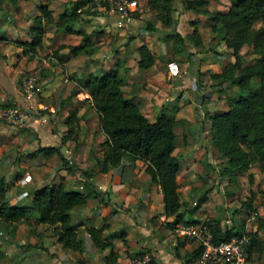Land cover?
Instances as JSON below:
<instances>
[{
    "label": "trees",
    "instance_id": "obj_1",
    "mask_svg": "<svg viewBox=\"0 0 264 264\" xmlns=\"http://www.w3.org/2000/svg\"><path fill=\"white\" fill-rule=\"evenodd\" d=\"M15 2L16 0H9ZM146 5L153 10V16L163 25L161 29L164 36L171 40L172 51L183 53V38L176 30L174 19L171 16L172 0H144ZM186 5L192 7L189 0ZM92 4L90 0H69L63 3L57 12L54 29L80 33L81 42L78 44L59 43L52 49V55L61 59L59 47L66 45L70 54L82 51L89 54L95 45L89 39L88 33L83 28L72 25L84 13H90ZM38 13L32 16L29 31L30 39L8 38L6 40L19 45L27 56L35 53V47L41 45L43 22L52 20L50 8L46 2L37 4ZM206 11L207 8H194ZM137 9L132 11L136 15ZM212 21L210 28L213 35L219 34L229 51L233 54L232 62L223 65L218 71L210 72L216 77L218 83L234 82L238 89L225 97L226 106L208 114L209 138L223 156V161L217 171L224 173L228 180L235 179L238 173L245 171L253 162L259 171L264 172V0H229L226 7L211 11ZM145 28L157 30L159 27L152 21L144 22ZM5 39L0 33V39ZM249 46L252 56L243 60L239 47ZM135 62L139 67H147L153 60V52L149 45L141 40L133 47ZM73 85L64 96L59 99V106L70 102V95L78 91L86 92L85 99L94 110L102 138L99 140L100 156H92L93 161L99 163L98 169L105 171L109 167H116L124 160L133 166L135 159H140L143 170L149 179L158 184L161 193L162 212L169 214L165 220L167 226L172 227L179 220L190 222L203 221L207 223L212 240L224 239L232 234H245L247 236L246 257L259 253L264 248V241L257 233L256 228L245 229L243 223L239 227L233 225L222 227L217 217L202 219H185L182 217L181 201L177 192L175 172L179 164L178 154L172 152L174 146V118L171 113L158 108L152 118H148L139 108L138 102L124 95L121 85L124 82L120 72V62L115 59L107 67L98 65L83 71L80 75L72 76ZM65 128L60 133V140L66 138L76 140L79 132V114L75 105H68L63 115ZM29 154L40 153L48 155L56 153L60 165L66 170L74 169L69 160L63 156L58 144L37 143L28 150ZM208 164V163H207ZM209 166L212 163L209 162ZM82 175L89 177L91 170L82 168ZM84 188L65 187L61 180L45 181L37 185L24 186L26 193L21 199L10 201L6 193L7 185L4 184L0 174V222L9 234H12L14 224L24 221L28 229H33L34 222L50 225L54 239L63 247L77 249L82 243V237L77 231L80 222L73 220L70 208L83 203L86 197L94 190L91 180L85 181ZM23 184V183H22ZM19 189V190H21ZM18 190V191H19ZM206 191V190H205ZM205 191L197 196L193 206H197L204 198ZM251 192L241 200L247 210H254L251 205ZM263 214L258 218L257 227L264 225ZM105 223H83L82 228L90 242L99 248L107 247L103 254L102 264H112L116 251L112 247L111 237L121 235L115 230L103 232ZM194 247L190 253L197 252ZM140 252L137 250L133 253ZM184 258V261H187Z\"/></svg>",
    "mask_w": 264,
    "mask_h": 264
},
{
    "label": "crops",
    "instance_id": "obj_2",
    "mask_svg": "<svg viewBox=\"0 0 264 264\" xmlns=\"http://www.w3.org/2000/svg\"><path fill=\"white\" fill-rule=\"evenodd\" d=\"M208 1L209 0H189V3L192 5V7H189L186 5L185 0L184 7L193 9L205 7L208 9ZM7 2L13 8L14 22L7 24V19L4 18L5 16L8 17L7 12H4V15H0V33L5 36V39H0V88L4 82H9L8 78L12 79L10 69L17 72L25 67L32 71L30 73L34 74V72H36L42 78L45 82L44 89L46 91H51L53 95L50 99L51 102L48 103V109L50 111L54 109L58 111L60 107L58 105L60 99V83L68 81L69 79L73 81V78L70 76L68 77L69 79H67V76H64L63 82L61 80L57 81L59 75L55 73L53 67L58 63H67L71 59L76 58L77 55H88L90 57L93 55L92 53L96 46L89 54L82 51L70 54L67 46L62 45L58 49L61 53V59H57L52 55L56 60L54 61L51 59L50 64H47L45 61L35 62V53L27 56L19 45L6 39L18 37L23 39L31 38L32 34L29 31V24L32 23V16L39 12L37 4L43 1L35 2L33 7L29 4L30 0H16L15 2L7 0ZM26 10H28V12H25ZM57 12L58 10L54 11L50 8L52 20L42 23L43 32L47 24H51L53 30H55L54 22L58 18ZM197 12L202 11L198 10ZM171 16L172 18L174 17L173 14H171ZM134 17L135 15L133 18ZM84 19L87 18L82 16L80 19L75 20L72 25L76 28H83L88 33L89 39L93 42L92 44L95 45L92 38L93 30L92 28L87 29L84 27ZM23 25H25V28ZM155 25L158 26L159 24L156 23ZM158 27L159 28L155 31H162L160 26ZM195 27L196 29L193 31L195 37L193 38L189 37L185 32L182 33L177 26L176 30L180 31L183 38L187 36V39H192L193 44L200 48L199 36H196L200 25L194 23V28ZM55 31H59L61 37L59 38L58 44H78L81 42L80 33L69 32L62 29H57ZM150 31L151 32L145 33L144 37H146V43H149V38L153 37L152 31L154 32V30ZM43 38L44 34L41 35V42ZM165 38L162 40L163 43L165 42ZM223 45L225 49L226 46L224 43ZM167 48L169 47L166 43H164V45L159 43L155 48L156 52L152 50L154 57L153 62L147 67H139L136 65V53L134 49L131 53L123 52L115 55L113 59H118L120 62V72L124 77V82L121 85L123 94L137 101L140 110L148 118H152L158 108H162L166 112L172 114L175 120L173 124L175 138L172 152L179 156V164L175 172V179L177 181L178 197L181 201L180 207L182 209V217L185 219L199 220L210 217L209 215H211L212 211L215 209L213 207L207 210L208 200L214 195V192H211L209 188L206 190L205 198L197 206H193L196 199H191L192 191L195 187L194 184L196 183L195 180L190 181L191 174H201V165L197 166L194 164V161L205 149V140L201 134L205 132L206 137L210 140L208 114L217 109H223L226 106L225 97L238 89V85L231 81L218 83L216 77L210 76V72L218 71L223 65L232 62L234 56L231 52L225 53L220 50V48H214V46L213 50H209L212 53L206 52L204 55L200 53L202 49L197 50L198 48H196L195 50V48L187 47L186 50L184 49L183 53L188 58H184V54L171 53L172 51L170 50L169 53L172 55L170 58L166 59L165 56H168L166 52ZM37 49L38 46L35 47V52ZM129 53L131 56H128ZM91 60L95 61L94 59ZM91 60L86 63L88 69L97 66V64L92 63L93 61L91 62ZM113 61L111 63H113ZM169 61H174L175 63L176 72L173 76L168 73L169 70H166ZM110 64L104 65L103 67H107ZM91 65L92 67H90ZM81 73L79 66L76 74L73 76L80 75ZM188 83H190L189 87L187 86ZM230 86L233 87H231V91L229 92ZM7 87L9 90L11 89L10 92L7 94L6 91H4V93H6L4 94L0 91V98L4 95L7 99H11L10 96L12 95V99H22L19 91L12 90L10 84H8ZM43 93L46 94L47 92ZM72 95L69 97L70 102L64 103L63 107H61L63 111L59 113L60 119L58 118V124L60 126L58 130L53 128L52 123L44 129L43 124L37 122L38 118L36 115L29 121L30 127H23L21 125L18 126L17 130H15L16 127L11 128L9 127L10 125H4L0 119V159L4 153L13 151L12 156L14 157V161L18 160L15 162L17 164L16 172L21 171V174H1L4 184L9 185L7 186L6 192L9 193L10 188L12 189V186L10 187L12 183L15 184L14 191L12 192L15 194V192L22 188V185H37L49 181V177L52 176L54 177V179H51L52 181L61 180L65 187L82 189L86 183L85 181L89 179L95 191L91 192L83 203L73 205L70 208L71 215L73 209L76 208V221L80 222L78 227H81L83 233H85V230L82 228L83 223L91 222L92 224H99L103 222L105 223L103 232L115 230L121 234L111 237L112 247L116 251V257L112 264H126L125 262L129 258V255L137 250H147L151 254L154 264H192V254L190 251L197 245L189 237L177 234L173 226L170 227L166 225L165 220L169 219L170 215H166L162 212L161 193L158 184L149 179V175L142 168L143 164L138 170H142V174H133L137 166L133 165V167H131L122 160L120 165L114 167V169H117L118 174H91L86 178L84 175L79 174L77 175L78 179L72 180L71 184H66V174H63L62 168H59L57 171L60 174H29L27 172V164L32 158L36 157L37 154L32 155L28 153V150L31 149V143H34L35 146L37 142L34 141L38 140L40 144H56L57 141L51 139L58 138L65 128L63 115L67 106L69 104L76 106L75 99ZM40 117L43 119L45 118L44 116ZM18 139H20V142H18ZM210 144L212 145L211 140ZM65 150H67V148H65ZM63 155H65V153H63ZM46 157L47 160L51 162V165H54L56 161L53 159V153L46 155ZM68 160H71L70 156H68ZM136 161L137 159H135L134 164H136ZM207 161L209 160L205 159V162ZM45 167L46 166H44L43 169H45ZM246 170L249 169L247 168ZM24 172L28 174V179H30L27 184H22L17 181L19 176ZM130 172L131 174H129ZM243 172L238 173L232 181H237V176L241 175ZM180 174L182 175L180 176ZM217 185H219V183ZM209 191L210 194L208 193ZM217 201L219 202V199H217ZM230 201L231 200H229V202ZM224 203H228L227 200ZM247 211L249 214L246 215L245 220H242L245 229H247L248 217L253 216L255 209ZM185 213H187V215ZM225 219H229V217ZM40 224L43 226L45 225L41 222L37 223V225ZM28 233L30 237H32L29 239L33 244V236L36 235L35 237L37 238L35 239L39 240L38 237H40V235L36 233V230L31 229ZM46 233L48 232H43L42 236H45L44 234ZM81 237L83 243L85 236L83 237L81 234ZM107 249V247H95V250L88 253V255L99 258L100 262L98 264H102L103 254ZM68 255H70V253H68ZM184 258L188 260L184 261ZM82 264L86 263L82 262ZM261 264H264V262Z\"/></svg>",
    "mask_w": 264,
    "mask_h": 264
},
{
    "label": "rangeland",
    "instance_id": "obj_3",
    "mask_svg": "<svg viewBox=\"0 0 264 264\" xmlns=\"http://www.w3.org/2000/svg\"><path fill=\"white\" fill-rule=\"evenodd\" d=\"M37 1L46 2L51 10L54 11L59 10L63 3H69V0H30V3H28L33 7L34 3ZM184 2L185 0H172L171 14L174 16L173 19L175 28L177 26L180 28L182 33L185 32L187 35H189V37L193 38L195 37V33H193V31L196 29V27L194 28V23L196 25L199 24L200 28L199 31H197L196 36H199L201 47L198 48V46L193 44L192 39H187V36L183 38L181 35L183 38V49L186 50L187 47L195 48V50L196 48H198L197 50L202 49L200 53L204 55L206 52H210L209 50H213L214 46V48H220V50L223 52L229 53V48L225 47L224 49L223 39L220 38L218 33L217 36L213 35V31L210 28V23L213 19L211 11L215 8L225 7L228 3V0H209L207 5L208 9L202 12H197L199 9L185 8ZM91 10L92 11L90 13L83 14L84 18H87L84 19L86 22L83 21V24L85 28H92L93 30L92 38L96 46L92 53L93 55L90 57L88 55H77L76 58L71 59L67 63L56 64V66L53 68L55 69V73L59 75L57 81L61 80L63 82L64 76H67V79H69L68 77L76 74L77 68L79 66L81 72L87 70L88 67L86 66V63L90 62L89 60L91 59L95 60H91V62L93 61L92 63L97 64L99 67H103L104 65L110 64L114 60L113 58L115 55L121 54L123 52H133L135 43L141 40L145 41V33L151 32L149 29L143 27L146 20H150L154 24H159L158 26H160L161 29L166 28L154 18L153 10L146 5L144 0H140L135 17L132 18L130 24L126 27L116 26L111 21V18L107 15V13L101 8H91ZM4 12H7L8 14V17H4L7 19V24L14 22L13 8L9 5L7 0H0V15H4ZM25 12H28V10ZM23 27L25 28V25H23ZM178 32L180 33V31ZM152 33L153 37H147L149 38V43L147 42V44L153 50V52H156L155 48L157 45H159V43L163 45L166 43V45L169 47L166 51L168 54V56H165L166 59L171 57V53L184 54L171 50L172 47L170 46V37L165 38L162 31H152ZM43 34V41L41 42V45L38 46L34 58L35 62L45 61L47 64H50L51 59L54 61L56 60L52 56V49L57 46L59 38L61 37L59 31L53 30L51 24L46 25L45 31L42 33V35ZM164 38L165 42L163 43L162 40ZM170 50L172 51L171 53H169ZM239 50L242 53L243 60H248L252 56V53L249 51V46L245 44H242L239 47ZM130 53L128 56H131ZM184 58L188 57L184 54ZM52 64L55 65L54 63ZM90 67H92V65ZM166 70H169V68L166 67ZM30 72L32 71L25 67L17 72L13 69H10V75L12 79L8 78L9 82H4V86L2 85L0 91L2 93L6 91L8 94L11 89L9 90L7 85L10 84L12 90L19 91L20 97L22 99H12V95H9L11 99H7V97L2 95L3 98H0V109L7 103L18 104L20 108L27 107L28 104H31L32 108L33 106L34 108L33 111L30 110V112L33 115H37V122L43 124L44 129H46L47 126L52 123L53 128L58 130L60 126L58 124V118L60 119L59 113H62L63 110L61 107H63V105L59 107L58 111L56 109L50 111L48 109V103L51 102L50 99L53 96L51 91H46L44 89L45 82L38 75V73L34 72L33 74ZM175 72H170V70L168 71L171 76H173ZM26 74H32L35 84L39 86L37 92L30 96H26L19 86L20 80ZM72 85L73 81L71 79L60 83L59 96H64ZM189 85L190 83L187 84L188 87ZM231 87L233 86L229 87V92L231 91ZM43 92L47 93L45 94ZM83 96L84 94L82 91H78L72 95V97L75 99V104L78 110L77 112L79 114L80 127L77 134V139L74 140L71 138H66L65 140L61 141L60 135L58 138L51 139L57 141L56 144H58L61 153H65L63 156H65L67 159L68 156L71 157L69 162L74 166V169L66 170L61 167L59 157L56 153H53V159L56 161L54 165H51V162L47 160L46 155L37 153L36 157L32 158V160L27 164V172L29 174H60L57 171L59 168H62L64 172L63 174H66V184H71V181H74L77 178V175L83 174L81 171L82 168H89L91 170V174H118L117 169H114V167H109L105 171L99 170V163L92 160V156H100L101 150L99 140L102 138V133L99 129L95 112L90 106L88 100ZM39 101L45 103L47 106L42 108L35 107L38 106L37 102ZM33 115H31L28 119L18 120L17 122L9 121L1 116L0 119L4 125H10L9 127L11 128L16 127L15 130H17L18 126L21 125L23 127H30L29 121H31L32 117H34ZM40 116H44L45 118L43 119ZM201 136H203L205 140V149L194 161V164L197 166L201 165V174H191L190 181H196L194 184L196 188H193L191 199L195 200L198 195L209 188L211 192H214V195L208 200L207 210H210L213 207L215 208L209 216L217 217L222 227L233 225L237 228L242 223V220H245L246 215L249 214L244 204L241 203V200L252 192L253 195L250 201L251 205L255 209V213H253L252 217H248L246 226L247 229L256 228L257 233L264 241V225L257 227L258 218H260V216L263 214L262 205L264 203V172L259 171L256 163L252 162L248 167L249 170H245L241 175L237 176V181L227 180L224 174H220L217 171V167L219 168L223 161V156L219 154L213 144H210V140L206 137L205 132L201 134ZM18 140V142H20V139ZM34 142L38 143V140ZM30 147L33 148L34 143H31ZM65 148H67V150H65ZM12 155L13 151H8L1 157L2 160L0 159V174H19L21 172H16L17 164L15 162L18 160L14 161V157ZM205 159L209 161L205 162ZM209 162L212 163V166H209ZM42 165L46 166L45 169H43L44 166ZM134 165L137 166V168L135 171H133V174H142V170L138 171L140 167H142V161L137 159L136 164ZM129 174H131V172ZM181 175L182 174H180V176ZM52 178L54 179L52 176L49 177L48 180L52 181ZM29 180L30 179L27 178L24 183L27 184ZM17 181L19 182L18 179ZM218 183L219 185H217ZM11 186L12 189L10 188V192H6L9 196V200L12 198L11 195L13 194L12 192L14 191L13 189L15 188V184L12 183L10 187ZM208 193L210 194V191ZM217 199H219V202ZM226 200L228 203L225 204L224 202ZM229 200L231 201L229 202ZM185 214L187 215V213ZM76 217L77 209L75 208L72 211V218L76 220ZM227 217H229V219L226 220L225 218ZM33 229L36 230V233L40 235V237H38L39 240L35 239L37 238L35 237L36 235L33 236L34 244L29 239L32 238L28 233L31 229H28L24 221L15 222L12 234H9L4 228L2 222H0V264H82V262L86 264H98L100 262L99 258H96L93 255H88V253L95 250V246L90 242L87 235L83 233L81 227H77V231L80 235L82 234V236L85 237L84 242L77 249L66 248L58 243L54 239L53 231L49 224L43 226L42 224L37 225V222H34ZM43 232L48 233L44 234L45 236H42ZM68 253H70V255H68ZM134 254L136 253L132 252L129 255V258L125 262L126 264H132L130 257H132ZM249 262L250 264H261L264 262V248L259 253L253 252L249 258Z\"/></svg>",
    "mask_w": 264,
    "mask_h": 264
},
{
    "label": "built area",
    "instance_id": "obj_4",
    "mask_svg": "<svg viewBox=\"0 0 264 264\" xmlns=\"http://www.w3.org/2000/svg\"><path fill=\"white\" fill-rule=\"evenodd\" d=\"M90 2L92 8L103 9L116 26L126 27L134 16L132 11L138 9L140 0H90ZM168 68L170 72L176 71L174 61H169ZM19 86L26 96L33 95L39 89L32 74H26L20 80ZM83 94L86 95L87 93L83 92ZM37 104L38 106H35L37 108L47 106L41 101ZM33 108L31 104L20 108L18 104L7 103L0 109V116L9 121L17 122L33 115L30 112V110L33 111ZM27 178L28 174L24 172L18 180L20 183H24ZM25 193L26 190L23 188L15 192L11 196V200H19ZM173 229L177 234L187 236L196 243L198 250L192 257V264H250L246 257L245 247L248 240L243 233L232 234L227 238L213 241L212 232L207 223L203 221L190 222L182 219L174 223ZM130 258L132 264H154L153 258L147 250H140Z\"/></svg>",
    "mask_w": 264,
    "mask_h": 264
}]
</instances>
